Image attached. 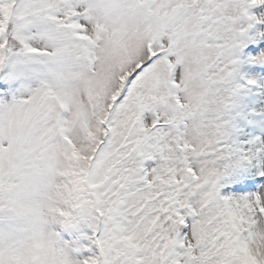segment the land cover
I'll return each instance as SVG.
<instances>
[{
  "label": "snow or ice",
  "instance_id": "obj_1",
  "mask_svg": "<svg viewBox=\"0 0 264 264\" xmlns=\"http://www.w3.org/2000/svg\"><path fill=\"white\" fill-rule=\"evenodd\" d=\"M0 264H264V0H0Z\"/></svg>",
  "mask_w": 264,
  "mask_h": 264
}]
</instances>
